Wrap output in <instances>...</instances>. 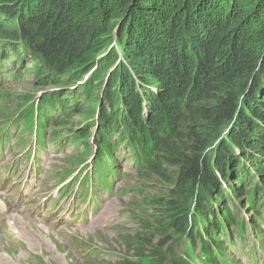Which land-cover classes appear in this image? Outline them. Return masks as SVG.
Instances as JSON below:
<instances>
[{"label":"trees","instance_id":"obj_1","mask_svg":"<svg viewBox=\"0 0 264 264\" xmlns=\"http://www.w3.org/2000/svg\"><path fill=\"white\" fill-rule=\"evenodd\" d=\"M7 12L17 27L0 23V42L17 56L23 54L17 47L31 50L66 81L72 79L67 68L92 72L99 83L105 72L104 91L90 99L100 111L98 143H87L82 122L76 134L68 129L62 144L81 156L93 152V164L106 170L112 151L130 154L169 188L165 197L149 200L158 210L152 224L186 235L201 264H226L223 241L232 243L244 224L232 197L244 198L257 218L264 213L257 181L264 182V0H0V15ZM84 87L75 89L72 105L80 95L91 97L89 82ZM45 97L46 103L59 94ZM62 103L64 116H94H87L89 105H71V111ZM38 108L19 114L22 131L37 143L45 119L60 113ZM230 125L202 155L212 133ZM100 169L91 173L106 186L111 173ZM144 228L130 240L136 250L151 244Z\"/></svg>","mask_w":264,"mask_h":264},{"label":"rangeland","instance_id":"obj_2","mask_svg":"<svg viewBox=\"0 0 264 264\" xmlns=\"http://www.w3.org/2000/svg\"><path fill=\"white\" fill-rule=\"evenodd\" d=\"M8 14L7 12L0 15L1 26L17 27L16 17L14 16L13 19L11 16L6 17ZM19 43L21 44V39L17 42V44ZM3 44L5 43L0 42V50L12 53L11 57L17 55ZM14 47L15 43H10V48ZM21 50L23 51L21 64L17 59L18 63L10 68L13 72L21 68L20 81L16 78L11 79V76L8 75H6L5 81L0 79V94L3 95V98L0 97V203H4L7 207V212L0 211V236L4 234L0 240V255L7 259L1 258L4 262H0V264H37L40 262L58 264L61 262V258L64 259L60 264H123L124 261L128 264H172L173 262L201 264L198 246L193 245L186 235L165 232L164 229L157 228L152 224L154 218L150 215L158 213V210L156 212L152 208L149 200L152 197H165L166 190L169 188L159 183L147 170L139 169L130 154L119 150L115 155V164H112V168L114 165L118 173L114 176L105 175L109 192L98 191L90 194L87 189H84L85 192H83L82 179L92 171V167L87 166L84 169L85 166L81 165L83 162L86 165L91 163L93 152L89 156H81L70 145L63 143L54 147V141L49 140L51 137L48 134L54 133L51 132L52 124L64 122L56 130L63 136L67 129L75 132L79 130L80 124L86 120L88 126L86 130L89 131L87 143L92 146L95 141H99L98 127L94 128V126L98 122L97 115L100 111H97V106L95 108L92 106L91 101L93 100L90 99H94L100 91L101 93L104 91L101 84H103L105 72L99 74L101 82L99 83L96 79H91V76H94L92 72L67 70V68L65 74L70 75L72 79L66 81L67 77H63V74L59 77L43 57H37L31 50L16 48L17 53ZM123 61L124 58L121 57L120 62ZM112 67L109 69L110 72L113 70ZM45 75L49 76V79H46ZM87 82H89L87 93L91 97L85 96L86 98H84L80 95L73 105L77 106V109L82 106L89 108L87 107L89 105L87 116H91L89 113L94 116L87 120L72 112L67 115V121L66 115L60 117L55 114L46 118L44 135L47 145L42 151L35 153L33 151L35 147L34 134L22 131L19 103L29 100V104L37 107L41 96L49 97V94L56 93L59 94V100L61 98L66 102V109L72 111V96H75V91L80 87L86 89L84 85ZM96 84L99 85L98 88ZM77 87L78 89L75 90ZM94 90L95 92H93ZM42 99L45 100L46 97ZM101 107L103 106L101 105ZM58 117H60L59 122L56 123ZM230 127L231 125L228 128L230 129ZM223 131L224 129L212 133L215 139L207 149L202 151V155H206L213 149L216 140L224 138L223 135L225 136L227 132L223 133ZM47 147L52 150L47 152ZM82 148L81 145L79 152ZM119 152L121 154H118ZM120 156L125 157L120 160ZM131 160L136 166L131 163ZM244 161V165L251 169L253 164L249 157H245ZM250 172L253 171L250 170ZM257 180L264 190V182L260 177ZM229 185L230 183L227 186ZM249 185L252 189L253 184ZM92 196L101 199L99 207L88 202ZM232 202L240 211L237 217H243L244 224L248 226L243 245L237 243L232 247L226 239L223 241L226 264H264V213H262V218H257L252 214L250 207H247L244 198L235 196L232 197ZM9 207L14 208L15 211L11 212ZM104 207L110 212V218L103 216ZM16 214L24 216V218H14ZM57 216H60L57 218L59 222L55 223ZM23 219L41 223L59 231L60 234L66 232L65 226L67 225L69 226L68 232H76L77 235L84 238V242L90 246L96 245L102 251L97 250V252L93 247L78 244L73 247L72 252L66 248L67 254L61 247L60 255H66L55 257V262L49 257L50 254L46 248L34 250L33 246L38 247L43 244L39 243L41 237L36 233L33 235V230L23 222ZM91 221L108 223L111 229L83 236V230ZM142 228L146 233L153 235L152 241L148 247L136 250V246L130 240H133L136 233H143ZM257 233L260 234L258 238H256ZM6 234H9L10 238L6 239ZM80 236L77 237L80 238ZM18 240H22V243H25L26 240L28 248L14 249L8 245ZM217 241H222V239L218 237ZM80 251L83 252L79 254ZM77 256L81 259H76Z\"/></svg>","mask_w":264,"mask_h":264},{"label":"bare ground","instance_id":"obj_3","mask_svg":"<svg viewBox=\"0 0 264 264\" xmlns=\"http://www.w3.org/2000/svg\"><path fill=\"white\" fill-rule=\"evenodd\" d=\"M11 56H12V53L9 54V53H5L2 50H0V79L5 81L6 80V75H8L9 77L11 76V79L16 78V79H18L20 81V77L22 76L21 68L20 69L18 68L14 72L11 71L10 68L18 63L17 59L19 60V63L21 64L22 57H21V55L20 56L16 55V56H13V57H11ZM5 67H6V70H4ZM0 97L3 98V95L0 94ZM61 101L63 102L62 104L65 106L66 102L63 99L60 98V100H59V98H58L57 100H52V99L48 100L46 103H45L44 99H40L39 103L37 104V107H35L32 104H29L30 101L26 100V101H22L21 103H19V107H21L20 110H22V111H28V110L32 109L33 113H35L37 108L40 107L41 105L42 106H47V108H49V109H51V108H59L60 109L59 116L61 117V116H64V114L62 115V112L65 110V109H62L60 107ZM60 117H58V122H59V118ZM49 120H52V119H49ZM83 122L86 123L85 120ZM46 124L47 123L43 124V126L41 128V132L42 133H41V137L39 139L40 148H42V147L47 145L46 141H45V135H44L45 134L44 126ZM61 124L63 125L64 122H62ZM61 124H59V123L58 124H52L51 132H54V133L52 135L48 134V136L51 137V139H49V140L50 141H54V143H55L54 147L60 146L62 144L63 137L66 135L65 132L63 133V136H61V134L56 132V130L58 129L59 126H61ZM97 124H98V122L95 124L94 128H97L99 126V125L97 126ZM73 132L76 134L75 131H73ZM66 133H68V129L66 130ZM97 143H98V140H97ZM51 150H52V148H48V147L46 149L47 152H50ZM115 155H117V150L111 152V156L112 157H111L109 163L112 162V163L115 164V161H114ZM125 156H128V155H125ZM125 156H120L119 159L121 160L122 157H125ZM131 163L134 166H136L135 163L132 160H131ZM81 166H85L84 169L87 166H91V167H93L95 169H100L99 166L94 165L92 161L88 165H86V163L83 162ZM138 168L139 169H144L142 166H139V165H138ZM100 170L103 171V172L111 173V175H116L118 173L116 168L114 167V165H113V168L111 170H106L105 168H102ZM59 191H61V190L59 189ZM88 202H92V204L95 207H99L101 205L102 201H101V199L99 197L92 196L91 199H88ZM0 206H1L0 207V211L3 210L4 212H7V207H5L4 203L1 202ZM9 209L11 210V212L15 211L14 208H12V207H9ZM235 210H236V215H238V213H240V211L237 210V209H235ZM47 212H49V211H47ZM102 212H103V216H107L109 218L111 217L110 212L107 210L106 207H104ZM18 217L19 218H24V216H20L18 214L14 215V218H18ZM58 217H60V216L56 217L55 223L59 222V219H57ZM23 222L26 223L29 226V228L33 230V233H32L33 235L36 233V234H39L40 237H41L40 238L41 242L39 241V243H43V244H41L38 247L33 246L34 250L38 251V250H42V248H46L48 254H50L49 257H51L54 261H55V257H62V256L66 255V254L60 255V251H61L60 248L61 247L64 248V252L65 253H67L66 250H65L66 248L69 249L70 252H72L73 249H74L73 247L75 245H78V244H84V245H86L88 247H93L94 249H96V251L97 250L98 251H102V249H100L99 247H96V245L90 246L87 242H84L83 241L84 238H81V236L77 235L76 232H68L67 229H69V226H67V225L65 226V231L66 232H64L63 234H60L59 231H56V230H54L52 228H49V227H46L45 225H43L41 223L33 222V220H24ZM29 223H30V225H29ZM247 226H248L247 224H243V228L241 229V231L235 232V233H233L231 235L232 236V239H231L232 243H230V244H231L232 247L237 245V243H240L242 245L244 244V237L247 234L246 233V231H247L246 227ZM106 229H109V230L111 229V226L108 223H104L102 221H91V223L86 227V229L83 230L82 234H83V236H88L90 234L93 235V234H95L96 231L105 232ZM3 235L4 234H2L0 236V240H2L1 237ZM239 235H240V237H238ZM77 236H80V238L77 237ZM258 237H260L259 233H257V235H256V238H258ZM7 238H10L9 234H6V239ZM8 245L11 246L14 249H21L23 247L28 248V246H29L26 243V240H25V243H22V240H18L17 242H12V243H10ZM224 251L225 250H223V253L225 254ZM82 252L83 251H80L79 254L82 253ZM49 257H48L49 261L52 262ZM1 258L7 260L6 258H4V257H2L0 255V262L1 263L4 262V260H2ZM75 258L76 259H81V257H79V256H77ZM63 259L64 258H61V262H59V263L57 262V263L58 264L62 263ZM37 264H43V262H40V263H37Z\"/></svg>","mask_w":264,"mask_h":264},{"label":"water","instance_id":"obj_4","mask_svg":"<svg viewBox=\"0 0 264 264\" xmlns=\"http://www.w3.org/2000/svg\"><path fill=\"white\" fill-rule=\"evenodd\" d=\"M260 67L258 66L257 69H259ZM229 130V128L224 129L223 133L227 132Z\"/></svg>","mask_w":264,"mask_h":264}]
</instances>
